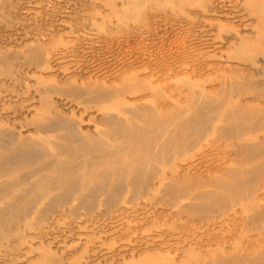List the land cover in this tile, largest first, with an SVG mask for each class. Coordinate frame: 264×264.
I'll list each match as a JSON object with an SVG mask.
<instances>
[{
  "label": "rangeland",
  "instance_id": "1",
  "mask_svg": "<svg viewBox=\"0 0 264 264\" xmlns=\"http://www.w3.org/2000/svg\"><path fill=\"white\" fill-rule=\"evenodd\" d=\"M8 3L0 129L39 140L54 115L85 136L106 116L171 121L112 163L142 160L139 182L92 202L32 196L0 227L13 229L0 264H264V0ZM29 170L0 175V194Z\"/></svg>",
  "mask_w": 264,
  "mask_h": 264
},
{
  "label": "bare ground",
  "instance_id": "2",
  "mask_svg": "<svg viewBox=\"0 0 264 264\" xmlns=\"http://www.w3.org/2000/svg\"><path fill=\"white\" fill-rule=\"evenodd\" d=\"M8 4V0H0V12H5L3 9L7 10ZM103 118V131L91 136L83 135L71 118L56 115L41 123V134L47 136L39 140H23L14 136L12 130L0 129V175L18 167L31 169L21 179L2 184L0 227L12 224L26 207L25 202L34 195L47 194L51 204L59 202L62 196L77 195L83 201L92 202L109 187L121 188L125 180L139 182L142 179V173L147 170L142 160L131 169L112 163L117 158L122 160L129 150L140 155L151 141L161 137L171 118L159 114L147 115L141 121L133 115ZM192 120L201 121L192 117L187 122ZM51 152H58L60 158L47 161ZM99 168H103L102 172ZM113 171L117 172L115 178L111 177ZM84 174L90 176L87 181H83ZM92 178L97 180L89 182ZM12 230L11 227L1 229L0 234ZM55 260L64 262L63 258Z\"/></svg>",
  "mask_w": 264,
  "mask_h": 264
}]
</instances>
